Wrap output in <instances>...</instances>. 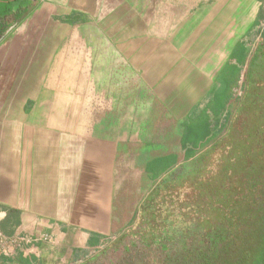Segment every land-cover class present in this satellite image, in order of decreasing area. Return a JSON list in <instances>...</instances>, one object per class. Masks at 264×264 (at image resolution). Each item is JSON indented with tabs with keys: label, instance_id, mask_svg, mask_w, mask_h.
Wrapping results in <instances>:
<instances>
[{
	"label": "crops",
	"instance_id": "crops-1",
	"mask_svg": "<svg viewBox=\"0 0 264 264\" xmlns=\"http://www.w3.org/2000/svg\"><path fill=\"white\" fill-rule=\"evenodd\" d=\"M260 3L27 4L31 16L0 41V82H11L0 97V232L15 240L0 264L69 263L110 230L117 167L130 159L121 150L201 115L238 67Z\"/></svg>",
	"mask_w": 264,
	"mask_h": 264
},
{
	"label": "trees",
	"instance_id": "trees-1",
	"mask_svg": "<svg viewBox=\"0 0 264 264\" xmlns=\"http://www.w3.org/2000/svg\"><path fill=\"white\" fill-rule=\"evenodd\" d=\"M2 2L0 41L7 29V22L2 19L11 14L8 4ZM259 35L256 53L258 51L262 55L264 27L257 37ZM239 47L238 67L227 72L226 80L219 82V90L201 115L185 128L178 139L184 151L175 154L169 149L159 154L151 153L152 160L162 162L160 166L155 164L147 170L150 188L146 191L151 201L149 205L155 211L154 222L158 217H168L169 213L162 210L163 205L172 200L171 192L179 194L184 190L183 198L177 196L176 200L191 210V223L183 228L189 233L194 232L198 239L195 244H183L186 247L183 250L180 246L185 237L182 227L175 230L165 228L164 233L170 235L172 241L164 251L167 254L162 260L165 264H264V124L247 133L244 126L242 130L234 129L226 136V131L223 132L236 109L229 103L239 99L241 89H246L249 82H258L253 70L250 77L245 74L244 79H240L247 52L243 43ZM237 88L239 94L235 95ZM257 100L252 99L248 108H253ZM224 112L229 115L224 123L213 125L210 122ZM159 121L173 123L166 118ZM135 151L129 150L126 155L136 157ZM170 170L172 172L166 174ZM157 178H160L161 186L156 185L151 190L154 187L152 182Z\"/></svg>",
	"mask_w": 264,
	"mask_h": 264
},
{
	"label": "rangeland",
	"instance_id": "rangeland-1",
	"mask_svg": "<svg viewBox=\"0 0 264 264\" xmlns=\"http://www.w3.org/2000/svg\"><path fill=\"white\" fill-rule=\"evenodd\" d=\"M3 1H0V3L8 4L13 21L7 23V29L1 41L9 36L17 23L28 20L34 10L31 11L30 8V10L26 8L31 0ZM260 1L257 22L253 25L251 32L243 38L242 43L247 56L242 65L240 77L241 80L244 79L245 74L250 77V73L253 70L256 73L258 82H249L246 89H241L239 99H234L235 101L232 100L229 103L233 109L236 108L230 117L224 112L217 119L210 120L213 125L216 122L221 124L224 123L227 116L229 117L226 128L223 131H226L225 136L230 132L233 133L234 129L242 130L243 126L245 127L244 132L247 133L264 124V53L262 55L261 52L257 51L256 53V47L260 40V35L257 37V34L264 27V0ZM3 8L4 6L0 5V12ZM23 8L24 11H22ZM2 20L4 21V18ZM1 24L2 21L0 19V26ZM10 83L0 82V97L4 90L7 91V94L9 93ZM258 83H261V85ZM234 92L235 95H238V88ZM254 98H258V102L253 104V108H248ZM2 109L3 104L0 103V110ZM190 123L191 121L188 120L182 123L176 122V128H158L156 130H159L162 134L151 136L142 134L137 142L129 143L130 148H135L133 150H136L137 154L135 159L130 157L127 164L124 163L123 166L119 165L117 167V172H119L117 178L118 187L117 189L115 188L111 198L112 213L110 221L112 224L110 230H107L99 239L92 240L88 247L83 248L82 252L73 261L65 264H165V261L162 260L166 259L167 254L164 251L168 244L172 242L170 235L167 236L164 233L165 228L175 230L182 227L181 232L185 237L180 246L183 250L186 249L184 245L189 246L190 243L195 244L198 241L194 232L189 233L183 228L191 223V218L189 217L191 210L186 209L185 206H182L176 200L177 196L182 197L185 194L184 190H180L179 194L171 192L172 200L163 205L165 207L162 210H166L169 215L164 218L158 217L157 222H154L156 221L153 217L155 211L149 205L151 201L148 200L147 193L150 188L148 176L150 173L147 170L155 164L160 166L162 163L161 160H152V157H150L151 153L155 151L159 154L161 151H169V149L175 154L176 152H183L181 142L178 139L182 137L186 131L185 128ZM167 132L170 134H166ZM215 143L218 144V142ZM128 147L124 146L121 153L126 155L129 152ZM189 147L187 146V148ZM171 172L172 170L166 174ZM156 180L152 182L154 187L151 190L156 185L161 186L160 178ZM154 201L156 202V198ZM134 214L135 216L131 221Z\"/></svg>",
	"mask_w": 264,
	"mask_h": 264
},
{
	"label": "built area",
	"instance_id": "built-area-1",
	"mask_svg": "<svg viewBox=\"0 0 264 264\" xmlns=\"http://www.w3.org/2000/svg\"><path fill=\"white\" fill-rule=\"evenodd\" d=\"M15 243L14 239L5 238L0 232V251H7L9 247Z\"/></svg>",
	"mask_w": 264,
	"mask_h": 264
},
{
	"label": "flooded vegetation",
	"instance_id": "flooded-vegetation-1",
	"mask_svg": "<svg viewBox=\"0 0 264 264\" xmlns=\"http://www.w3.org/2000/svg\"><path fill=\"white\" fill-rule=\"evenodd\" d=\"M250 36V35H249ZM245 41V40H244ZM243 42V41H242Z\"/></svg>",
	"mask_w": 264,
	"mask_h": 264
}]
</instances>
